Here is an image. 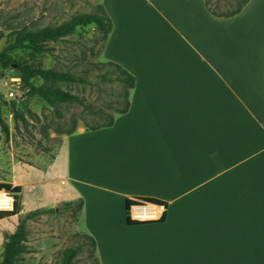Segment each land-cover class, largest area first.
<instances>
[{"label":"crops","instance_id":"obj_1","mask_svg":"<svg viewBox=\"0 0 264 264\" xmlns=\"http://www.w3.org/2000/svg\"><path fill=\"white\" fill-rule=\"evenodd\" d=\"M89 1L112 23L105 62L135 78L127 112L64 136L21 193L51 184L57 204L82 199L81 215L92 197L117 264H264V0L231 17L205 0ZM143 197L166 203L148 204L145 221L162 223H126L125 199Z\"/></svg>","mask_w":264,"mask_h":264},{"label":"rangeland","instance_id":"obj_2","mask_svg":"<svg viewBox=\"0 0 264 264\" xmlns=\"http://www.w3.org/2000/svg\"><path fill=\"white\" fill-rule=\"evenodd\" d=\"M206 1L209 8L221 13L233 11L243 2ZM93 6L89 0H0V51L13 41L19 32L62 24L76 14L92 11ZM44 45L46 52L39 55L21 50L12 53V57L25 61L34 68H54L57 71H69L83 76L88 83H59L57 86L79 96L100 114L116 116L117 111L124 105L125 88L117 82L100 80L99 75L105 68H96L93 65L105 63V60L102 56L103 42L94 26L78 28L73 35ZM34 83L40 85L42 80L35 78ZM10 93H13L12 97L9 96ZM0 94L3 97L0 105L1 120L8 128L6 135L0 124V183L15 186L18 178L21 180V175L28 173L26 171L29 167L41 170L57 152L66 135L57 134L55 129L64 131L72 120L77 123L76 130L85 128L84 123H87L90 117L85 116L81 106L76 104L59 105L57 109L62 116L57 117L54 108H50L43 100L36 96L27 97V89L20 84L14 66L5 70L0 67ZM29 170L32 171L31 168ZM54 184L52 183V187ZM50 185H42L32 199L28 197L31 194L30 188H26L25 192L21 193L18 214L10 219L5 218L6 221L0 220V262L4 243L14 232L19 219L31 210L53 208L54 213H41L26 222L24 250L15 264H61L64 251L68 248L75 249L70 264H97L95 250L85 238L86 234L92 235L91 233L97 234L100 239L98 257L102 258L105 264H117L113 260L117 258L119 251L107 248L104 241L106 234L112 235L115 230L97 228L95 219L99 214H93L97 206L91 207V201L94 199L90 198L81 215L76 202L70 209L64 207L66 202L57 204V198H61L60 201L63 198L56 189H51ZM0 195L9 198L11 203L9 208L0 210H11L13 198L4 191H0ZM27 200V204H24ZM41 206L45 208H39ZM115 207L114 205V210ZM115 213L112 218L114 224H121L120 213ZM87 215L88 227L84 220ZM122 237L124 234H120V238ZM118 264L127 263L124 261Z\"/></svg>","mask_w":264,"mask_h":264},{"label":"trees","instance_id":"obj_3","mask_svg":"<svg viewBox=\"0 0 264 264\" xmlns=\"http://www.w3.org/2000/svg\"><path fill=\"white\" fill-rule=\"evenodd\" d=\"M249 0H243L237 8L230 12L221 13L214 11L209 8L207 1L205 0V7L207 10L215 16L231 17L238 14L244 5ZM87 26H94L96 32L100 36L103 42L102 50L107 41L108 35L112 30V23L106 11L101 5H95L92 7V11L88 13L76 14L70 17L66 22L55 25V26H44L36 28L34 30H25L16 34L14 40L8 43L0 51V67L5 70L14 66L18 72L20 84L27 89V97L36 96L43 100L50 108H54V114L57 117H61L62 113L57 109L59 105H69L76 104L80 105L82 108V113L85 116L90 117L87 123H84L85 130L95 131L102 128L111 127L114 123L115 116L102 115L99 112L93 110L91 105L84 103L81 98L73 93L66 90L60 89L57 84H86L89 81L81 75L74 74L69 71H57L54 68H34L25 61H19L12 57V53L21 50H28L32 55H39L46 52V47L44 44L49 42H55L62 40L67 36L73 35L78 28H83ZM96 68H105V70L99 75L101 81L106 82H117L125 88V97L123 107L117 111V114H124L128 109V90L132 89L134 86L135 78L132 73H128L119 64L112 61H107L99 65H93ZM39 78L42 80L40 85L34 83V79ZM3 102V97L0 94V105ZM117 103L119 101H116ZM0 124L8 135V128L1 120V109H0ZM77 123L72 120L68 128L61 131L55 129L57 134H64L66 136L73 134L76 131ZM53 158V157H52ZM0 191H4L13 198V207L11 210H0V220L13 217L20 211V201L22 187L20 185H11L6 183H0ZM77 208L81 211L83 201L78 199L76 201L67 202L64 204L65 208H72L75 204ZM139 203H147L157 206H164L166 208V203L162 200H158L150 197L143 198H129L125 199V211H126V223L130 225L137 224H148L154 222H163L164 214L158 221H136L129 217V208L132 205ZM55 209H44V210H33L27 212L22 218L19 219L18 224L15 227L14 232H12L6 239L4 243V249L2 253V260L0 264H15L16 259L23 253L24 241L26 240V222L40 215L41 213H54ZM85 238L89 241L90 245L95 250V241L88 234ZM75 254V249L68 248L64 251L63 259L61 264H70L71 260ZM97 259V258H96ZM97 264L98 261H97Z\"/></svg>","mask_w":264,"mask_h":264},{"label":"bare ground","instance_id":"obj_4","mask_svg":"<svg viewBox=\"0 0 264 264\" xmlns=\"http://www.w3.org/2000/svg\"><path fill=\"white\" fill-rule=\"evenodd\" d=\"M9 206L10 199L5 197L4 195H0V209L9 208ZM156 209L157 208L153 206L137 207L133 208L132 213L140 219H148L154 215V211H156Z\"/></svg>","mask_w":264,"mask_h":264},{"label":"built area","instance_id":"obj_5","mask_svg":"<svg viewBox=\"0 0 264 264\" xmlns=\"http://www.w3.org/2000/svg\"><path fill=\"white\" fill-rule=\"evenodd\" d=\"M9 96L12 97V96H13V93H10ZM10 205H11V203H10ZM147 206H150V205H148V204H144V203H139V204L132 205V206L129 208V217L135 219L136 221H137V220H140V221H143V220H144V221H145L146 219H140L139 217H136V216L132 213V210H133V208H137V207H147ZM4 209H7V208H4ZM130 211H131V214H130ZM133 219H132V220H133ZM148 219H149V218H148Z\"/></svg>","mask_w":264,"mask_h":264}]
</instances>
